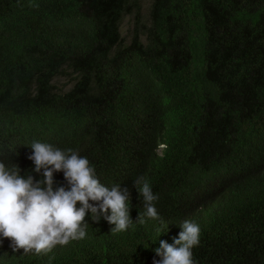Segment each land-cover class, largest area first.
Masks as SVG:
<instances>
[{
  "label": "trees",
  "instance_id": "1",
  "mask_svg": "<svg viewBox=\"0 0 264 264\" xmlns=\"http://www.w3.org/2000/svg\"><path fill=\"white\" fill-rule=\"evenodd\" d=\"M140 2L0 0V161L39 180L33 142L77 151L130 189L133 220L89 212L40 255L0 237V264H154L186 219L195 264H264V0H151L144 21ZM141 175L161 218L143 224Z\"/></svg>",
  "mask_w": 264,
  "mask_h": 264
},
{
  "label": "clouds",
  "instance_id": "2",
  "mask_svg": "<svg viewBox=\"0 0 264 264\" xmlns=\"http://www.w3.org/2000/svg\"><path fill=\"white\" fill-rule=\"evenodd\" d=\"M30 146L33 153L28 159L41 179L22 176L20 171L10 170L0 161V237L11 241L14 252L23 249L25 254H47L57 245L65 246L84 238L89 212L95 222L103 215L114 225L112 232L126 231L132 225L129 188L102 184L88 158L70 148L65 150L42 142ZM56 172H63L68 189L57 186ZM133 186L142 197L145 210L139 212L136 221L143 224L145 217L160 220L155 206L159 197L147 179L138 176ZM179 226L182 231L173 243L159 242L155 253L161 259L154 264H195L192 250L200 243V226L190 219Z\"/></svg>",
  "mask_w": 264,
  "mask_h": 264
},
{
  "label": "rangeland",
  "instance_id": "3",
  "mask_svg": "<svg viewBox=\"0 0 264 264\" xmlns=\"http://www.w3.org/2000/svg\"><path fill=\"white\" fill-rule=\"evenodd\" d=\"M150 2L151 0H141L140 2V8H141V12H142V15H143V21L145 20V17H146V14L148 12V8L150 7ZM133 27V18L129 15H126L123 20H122V23H121V26H120V33H121V36H123L125 39H126V43L129 41V33H130V30L132 29Z\"/></svg>",
  "mask_w": 264,
  "mask_h": 264
}]
</instances>
